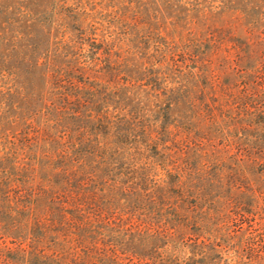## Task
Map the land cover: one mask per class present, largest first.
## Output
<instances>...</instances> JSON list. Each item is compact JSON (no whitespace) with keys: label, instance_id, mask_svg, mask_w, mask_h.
<instances>
[{"label":"trees","instance_id":"obj_1","mask_svg":"<svg viewBox=\"0 0 264 264\" xmlns=\"http://www.w3.org/2000/svg\"><path fill=\"white\" fill-rule=\"evenodd\" d=\"M68 1L0 66V264H264V0Z\"/></svg>","mask_w":264,"mask_h":264},{"label":"rangeland","instance_id":"obj_2","mask_svg":"<svg viewBox=\"0 0 264 264\" xmlns=\"http://www.w3.org/2000/svg\"><path fill=\"white\" fill-rule=\"evenodd\" d=\"M90 1L92 0H85L81 3L89 8ZM96 1L102 2L103 6L105 5V8L103 10V13L105 14H98L94 17L89 18L88 21L92 19V22L96 23L99 26L102 25L101 22L105 24L107 22V26L105 25V27L107 28H103L102 26L100 29H98L100 36H109V34H111L110 31L117 33V31L119 30L117 23V17L119 15L117 5L119 4V1ZM54 2H60V4H62L60 10L58 11L57 8L56 12L52 14L48 12L46 15L47 18L43 19L42 15H44L45 8L47 6L53 5ZM255 2H257V0H250L252 6L255 5ZM236 5L238 6V8H244L246 4L242 0H237ZM69 8L70 3L68 0H0V66L3 65L7 69L11 68L12 66L17 67L19 73L25 75L24 70H29V64H33V62L36 61L35 57L40 56L41 54H43V52L46 51L55 53V42L59 41L61 37L59 33V25L61 23H58L64 22L66 25H68L67 29L65 30L66 32L73 31V28H71ZM100 9H103V7H100ZM49 16H51V19H49ZM55 16L56 18L57 16H59V19H56V21L53 22ZM110 19L114 20L112 21L111 25ZM160 20L161 22H163V26L167 24L169 25L168 30L174 29L177 31L178 27L169 23V21L173 20L172 17H163ZM64 38H69L67 36V33L65 34ZM30 48H33V50ZM32 51L34 55L32 54ZM218 63L219 60H216L213 67H217ZM30 70L29 71L33 73L32 77L36 89L41 90L43 86V79L45 77L43 72H41L43 70V66L40 67L38 65H32V67H30ZM2 81L3 79L1 80L0 78V82ZM2 83L5 84L6 82L3 81ZM232 149L233 150H231V152L227 154L228 156L233 154V151L235 149ZM228 162H230V160ZM225 198L226 195L217 197V199H220L222 201ZM188 231H191L190 235L193 237V239L191 237H185L182 241H180L181 238L177 236L176 241L179 242V249L180 247L184 248L188 246L190 243H192L194 238L198 236L195 230L191 229ZM179 249H177V251H179ZM222 251L225 257H231V255L234 253L233 250H229L227 247H224Z\"/></svg>","mask_w":264,"mask_h":264}]
</instances>
